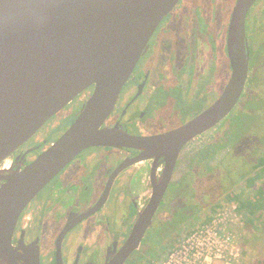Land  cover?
I'll return each instance as SVG.
<instances>
[{
	"label": "flooded vegetation",
	"instance_id": "af4514ba",
	"mask_svg": "<svg viewBox=\"0 0 264 264\" xmlns=\"http://www.w3.org/2000/svg\"><path fill=\"white\" fill-rule=\"evenodd\" d=\"M214 1L178 0L161 19L100 125L113 130V143L82 149L23 207L0 264H145L161 233L188 217L194 203L178 197L192 194L198 169L231 144L252 69L264 72V0H254L245 16L249 72L237 103L212 126L171 139L221 97L231 75L227 34L237 0ZM93 89L86 87L49 117L0 161V170L22 168L49 147ZM162 187L150 226L125 255L135 221Z\"/></svg>",
	"mask_w": 264,
	"mask_h": 264
},
{
	"label": "water",
	"instance_id": "95a60500",
	"mask_svg": "<svg viewBox=\"0 0 264 264\" xmlns=\"http://www.w3.org/2000/svg\"><path fill=\"white\" fill-rule=\"evenodd\" d=\"M177 1L0 0V161L79 92L94 86L78 116L49 147L22 168L0 170V261L8 254L23 207L82 149L113 143V130L100 125L152 32ZM253 2L237 0L232 10L227 34L231 75L223 94L171 139L212 126L237 103L249 72L245 16ZM163 188L135 221L125 255L150 226Z\"/></svg>",
	"mask_w": 264,
	"mask_h": 264
},
{
	"label": "rangeland",
	"instance_id": "374dc122",
	"mask_svg": "<svg viewBox=\"0 0 264 264\" xmlns=\"http://www.w3.org/2000/svg\"><path fill=\"white\" fill-rule=\"evenodd\" d=\"M200 1L206 5L211 2ZM222 2L215 0L214 4L218 6ZM260 62L264 63V57ZM251 74L249 88L235 112L240 115V122L229 132L234 135L229 142L231 144L226 145L204 168L198 169L194 196L192 193L189 199L186 195L178 197L179 201L194 203L191 213L180 218L174 228L161 233L158 250L147 257L145 264L163 260L171 251L186 244V239L192 235L195 243L199 239L202 256L209 252L211 264H264V208L259 214L257 211L245 214V209L240 211L236 208L237 202L227 201L229 193L248 198L258 186H264V174L257 177L253 186L248 185L251 177L261 171L253 164L259 157H264V72L255 65ZM220 178L223 189H220ZM200 237L208 239L210 244L207 245ZM226 237L228 240L223 242ZM151 243L155 246L158 241L152 240ZM206 245L211 248L206 250Z\"/></svg>",
	"mask_w": 264,
	"mask_h": 264
},
{
	"label": "built area",
	"instance_id": "2783aa9c",
	"mask_svg": "<svg viewBox=\"0 0 264 264\" xmlns=\"http://www.w3.org/2000/svg\"><path fill=\"white\" fill-rule=\"evenodd\" d=\"M194 235L188 237L186 239V244L181 245V247H178L171 251L163 260L155 263V264H211V257L209 256V252L207 251L206 255L202 256L201 250L202 247H198L199 239L197 238V243L194 241ZM201 240H205L208 244L210 242L208 239H205L204 237H200ZM228 240V237L223 239V242H226ZM195 243V244H194ZM206 245V246H207ZM221 246V244H220ZM211 247H206V250H208ZM219 249V248H217ZM224 249H222L223 251ZM232 252V249H231ZM209 254V255H208ZM220 258V255H215ZM234 256H237L236 254ZM227 264V263H226Z\"/></svg>",
	"mask_w": 264,
	"mask_h": 264
},
{
	"label": "trees",
	"instance_id": "16d2710c",
	"mask_svg": "<svg viewBox=\"0 0 264 264\" xmlns=\"http://www.w3.org/2000/svg\"><path fill=\"white\" fill-rule=\"evenodd\" d=\"M253 166L254 168H261V171L256 172L255 175L251 177V179L248 181L249 186H253L254 181L257 179V177H260L264 174V157H259L256 163L253 164ZM227 201L229 203L237 202L236 208L240 211H242V209H245V214H255L256 211L259 214L260 210L264 208V186H258L256 188V191H254L251 196L249 195L248 198L241 197V194L236 195L233 193H229Z\"/></svg>",
	"mask_w": 264,
	"mask_h": 264
}]
</instances>
